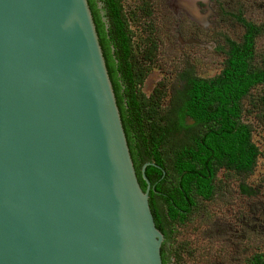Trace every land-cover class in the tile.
Returning <instances> with one entry per match:
<instances>
[{"label":"water","instance_id":"95a60500","mask_svg":"<svg viewBox=\"0 0 264 264\" xmlns=\"http://www.w3.org/2000/svg\"><path fill=\"white\" fill-rule=\"evenodd\" d=\"M88 0H0V264H163Z\"/></svg>","mask_w":264,"mask_h":264},{"label":"trees","instance_id":"16d2710c","mask_svg":"<svg viewBox=\"0 0 264 264\" xmlns=\"http://www.w3.org/2000/svg\"><path fill=\"white\" fill-rule=\"evenodd\" d=\"M122 2L88 0L143 190L147 182L141 167L146 164L150 209L156 227L164 235L162 263L178 264L184 246L176 241V235L193 214L199 198L213 199L228 178L236 182L241 195L257 194L250 176L259 158L264 157V150L243 117L254 109L260 120L264 117V90L251 104L254 109L244 105L245 98L252 99L253 88L264 86V59L256 62L255 47L264 26L235 15L243 33L238 40L225 36L228 49L216 74L200 76L194 67L187 66L177 73L179 85L169 95L163 80L147 95L142 86L152 70L157 44L151 33L143 39V47L134 46L130 17ZM153 2L139 0L137 8L144 17L151 16ZM147 28L155 31L152 23ZM247 264H264V253H254Z\"/></svg>","mask_w":264,"mask_h":264},{"label":"rangeland","instance_id":"374dc122","mask_svg":"<svg viewBox=\"0 0 264 264\" xmlns=\"http://www.w3.org/2000/svg\"><path fill=\"white\" fill-rule=\"evenodd\" d=\"M154 1L152 14L148 18L137 8L139 0L122 2L126 15L129 14L128 19L130 17L134 46L140 44L143 47V39L151 33L157 44L152 70L142 86L147 95L161 80L169 95L172 88L179 85L177 73L187 66L194 67L195 73L200 76L216 74L223 66L228 48L224 37L238 40L243 33V27L235 15L241 14L264 26V0H211V12H206L204 2L199 8L201 14H207V22H212L214 29L207 30L206 34L203 31L194 37L205 42V45H199L197 41L196 44L191 42L180 46L176 33L161 14H169L173 18L174 13H177L184 22L187 19V9H190L181 5L182 0H175V3ZM148 23L154 24L155 31H148ZM214 36L216 42L211 45ZM255 47L256 62L262 63L264 33L257 37ZM261 90H264V86L259 85L251 90L252 99H244L246 109H254L251 104ZM243 118L251 124L255 141L264 150V117L260 120L254 109L250 114L245 112ZM250 181L257 193L253 197L241 195L236 182L228 178L223 181V187L213 199H198L193 214L176 235V241L184 246L180 251L181 262L178 264H247L254 253H264V157L259 158ZM170 261L173 263L174 258L171 257Z\"/></svg>","mask_w":264,"mask_h":264},{"label":"flooded vegetation","instance_id":"af4514ba","mask_svg":"<svg viewBox=\"0 0 264 264\" xmlns=\"http://www.w3.org/2000/svg\"><path fill=\"white\" fill-rule=\"evenodd\" d=\"M165 1H167L168 3H175V0H165ZM182 1L183 2H181V5L184 4L186 7L190 9V10L187 9V15H186L187 19H184V22L182 19L179 18V15L177 13H174L173 18H171L169 14H161V16H164V20L167 23H170L172 31L176 33V38L177 41H179L180 46L191 44V42L196 44L197 41L200 40L199 38H194L196 37V35L201 34V32L203 31L204 34H206L207 30L214 29L212 22H207V14L205 13L201 14V10L199 8L201 3L204 2V4L206 5V12H211L212 10L210 7L212 1L211 0H201L200 2H197L198 0H182ZM98 5L101 6L103 4L101 2H98ZM184 10L186 11L185 8ZM162 12L163 11L161 10L160 13ZM103 13L104 12L101 11V14ZM145 17H147V15ZM213 18H215L214 14H213ZM187 22L189 24H187ZM198 42L200 43L199 45H205V42L203 41L202 42L198 41ZM212 42L213 43H211V45L215 44L216 42L215 36ZM152 56H154V53ZM225 57H226V53H225ZM186 120L191 122V119L188 116L186 117ZM143 165H145V163H143ZM142 167H141V172H142Z\"/></svg>","mask_w":264,"mask_h":264}]
</instances>
